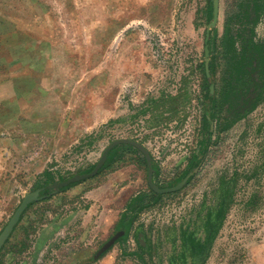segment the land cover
Wrapping results in <instances>:
<instances>
[{"label":"rangeland","instance_id":"1","mask_svg":"<svg viewBox=\"0 0 264 264\" xmlns=\"http://www.w3.org/2000/svg\"><path fill=\"white\" fill-rule=\"evenodd\" d=\"M235 1L220 0L212 26L210 0H0V233L26 194L45 196L0 264H264V103L215 133L194 178L134 218L125 242L115 240L119 219L152 189L134 145H116L77 185L42 193L120 139L151 154L155 185L174 188L203 138L206 37H221ZM255 33L264 39V16ZM223 189L233 194L208 256L183 262L181 228L204 237Z\"/></svg>","mask_w":264,"mask_h":264},{"label":"trees","instance_id":"2","mask_svg":"<svg viewBox=\"0 0 264 264\" xmlns=\"http://www.w3.org/2000/svg\"><path fill=\"white\" fill-rule=\"evenodd\" d=\"M263 16L264 0H236L225 14L221 37H218L217 30L214 31L213 36L207 35L204 52L206 59L202 63V71L205 74L204 90L207 91L203 113V138L200 139L198 148L186 169L174 181L168 183L169 187L187 185L194 178L198 165L204 161L210 151L214 134L228 132L264 103V39L257 38L255 33V28ZM213 18L214 6L213 0H210L207 8L208 22ZM208 34L210 35V32ZM209 72L212 78L208 79ZM204 132L207 134L205 135ZM124 146L132 147L130 144ZM116 150L118 148H113L109 154L106 167L113 160ZM134 150L137 152V149ZM97 165L81 170L80 173L69 178L61 177L59 182L54 180L52 182L60 184L76 176L90 175ZM155 167L153 162V168ZM85 179L69 182L58 189L65 191ZM223 190L219 207H213L208 211L206 219L202 220L204 237L197 235L195 230L190 231L191 224L181 228L180 259L182 261L192 258L194 263L198 259L205 260L208 256L214 237L222 224V216L228 210L229 197L233 194L229 189ZM44 191L47 194L54 192L50 188L44 189L42 193ZM162 196V193L152 189L151 195L145 192L134 195L116 225V232L119 234L116 241L125 242L133 230L134 218L144 210L150 209ZM148 199L150 201H146Z\"/></svg>","mask_w":264,"mask_h":264},{"label":"water","instance_id":"3","mask_svg":"<svg viewBox=\"0 0 264 264\" xmlns=\"http://www.w3.org/2000/svg\"><path fill=\"white\" fill-rule=\"evenodd\" d=\"M213 6H214V18H213V21H212L211 25L215 26V25L218 24L219 19H220V0H213ZM208 37H209V34H208ZM119 144L134 145L135 147H137L139 149L140 152L144 153V155L146 156V159H147V163H148L149 183H150V185H151L153 190H155L158 193H165V192H168V191H175V190H178V189L182 188L181 185H178V186H176L174 188L162 189V188H159L157 185H155L154 182H153V171H154V168H153V159L151 157V154L141 144L137 143L136 141H133V140H130V139H120V140H117V141L113 142L105 150V152L103 154V157L98 162V165H97L96 169L90 175L76 176L75 178H72L71 180H68L65 183L54 184L53 186L55 187V190H54V192H52L50 194H54V193H56V191H59L58 188H60L62 185L68 184L69 182L80 181V180H83L84 178H88V177L92 176L93 174H95L105 164L106 160L108 159V155H109L110 151L114 147H116V145H119ZM50 189L52 190V188H50ZM44 197L45 196H42L40 191H34L32 193H28V194L25 195V197L23 198L20 206L18 207V209L16 210L14 215L11 217V219L7 223V225L4 228V230L0 233V251L2 250L4 245L6 244V242L10 238V236L12 235L14 229L16 228L17 224L19 223L21 217L23 216L25 211L28 209V207L32 203H34L35 201H39V200H41ZM118 238H119V234H116L115 240H117Z\"/></svg>","mask_w":264,"mask_h":264},{"label":"crops","instance_id":"4","mask_svg":"<svg viewBox=\"0 0 264 264\" xmlns=\"http://www.w3.org/2000/svg\"><path fill=\"white\" fill-rule=\"evenodd\" d=\"M17 80H19V79H17ZM16 90H17V93L20 95V87L18 86V83H16ZM18 94H17V96H18ZM4 109H5L4 106L3 107L0 106V116H3V114L5 113V110Z\"/></svg>","mask_w":264,"mask_h":264},{"label":"flooded vegetation","instance_id":"5","mask_svg":"<svg viewBox=\"0 0 264 264\" xmlns=\"http://www.w3.org/2000/svg\"><path fill=\"white\" fill-rule=\"evenodd\" d=\"M115 233H117V232H115Z\"/></svg>","mask_w":264,"mask_h":264}]
</instances>
